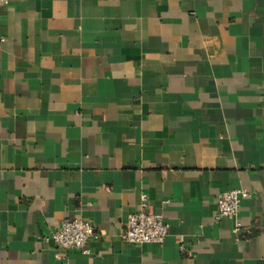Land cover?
<instances>
[{
    "label": "crops",
    "instance_id": "0c3cea01",
    "mask_svg": "<svg viewBox=\"0 0 264 264\" xmlns=\"http://www.w3.org/2000/svg\"><path fill=\"white\" fill-rule=\"evenodd\" d=\"M0 264H264V0H0Z\"/></svg>",
    "mask_w": 264,
    "mask_h": 264
},
{
    "label": "built area",
    "instance_id": "2783aa9c",
    "mask_svg": "<svg viewBox=\"0 0 264 264\" xmlns=\"http://www.w3.org/2000/svg\"><path fill=\"white\" fill-rule=\"evenodd\" d=\"M250 196V192L244 189L230 190L220 194L217 198L215 219L217 221L236 220L241 202ZM145 200L142 196L140 209L129 216L121 238L133 245H161L168 236V226L164 223L161 214L146 212ZM239 227L240 224L235 222L233 232H237ZM94 236L95 227L91 223L82 219H73L63 220L51 239L62 250L88 255L87 243Z\"/></svg>",
    "mask_w": 264,
    "mask_h": 264
}]
</instances>
